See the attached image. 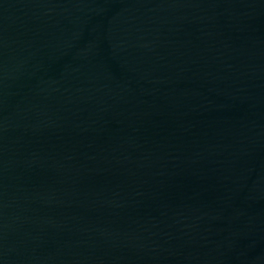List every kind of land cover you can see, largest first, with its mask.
<instances>
[{
    "label": "water",
    "instance_id": "water-1",
    "mask_svg": "<svg viewBox=\"0 0 264 264\" xmlns=\"http://www.w3.org/2000/svg\"><path fill=\"white\" fill-rule=\"evenodd\" d=\"M0 264H264V0H0Z\"/></svg>",
    "mask_w": 264,
    "mask_h": 264
}]
</instances>
